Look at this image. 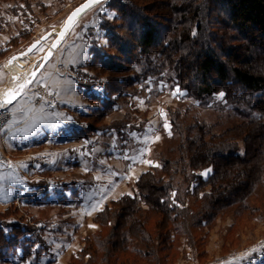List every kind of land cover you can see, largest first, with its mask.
<instances>
[{
  "label": "trees",
  "instance_id": "obj_1",
  "mask_svg": "<svg viewBox=\"0 0 264 264\" xmlns=\"http://www.w3.org/2000/svg\"><path fill=\"white\" fill-rule=\"evenodd\" d=\"M109 1L116 16L99 24L108 43L93 45L89 63L108 73L106 95L90 94L101 107L92 110L91 121L75 138L105 128H133L126 126L127 117L95 122L116 103L112 95L118 97L136 79L170 73L187 100L168 109L167 141L175 145L165 154L157 152L158 166L138 175L131 194L94 214L99 228L69 264H160L158 253L172 247L175 235L192 241L191 229L232 206L240 213L255 211L250 199L258 188L264 191V0ZM7 53L1 49L0 57ZM218 91L226 102L243 104L256 115L214 131L191 111L196 101ZM205 168L211 171L204 178L195 172ZM5 223L10 228L0 226V257L17 246L24 258L46 250L33 226Z\"/></svg>",
  "mask_w": 264,
  "mask_h": 264
},
{
  "label": "rangeland",
  "instance_id": "obj_2",
  "mask_svg": "<svg viewBox=\"0 0 264 264\" xmlns=\"http://www.w3.org/2000/svg\"><path fill=\"white\" fill-rule=\"evenodd\" d=\"M80 1L82 0H0V30L6 34L5 39L0 40V50L8 49V53L0 57V65H5L8 56L24 48L43 32L57 27L68 12ZM109 4V0L98 3L81 16L80 23L76 26V28L78 26L82 28L89 44L90 56L94 44L107 46V33L99 27V24L102 20H112L116 16L115 10L111 9ZM95 20L96 26H91L90 24ZM51 38L52 36L43 41L28 56V62L23 64V69L19 72H24L32 66L37 56L47 47ZM70 38L68 37L67 40L71 41L72 38ZM65 44L63 49L61 47L59 51L62 54L67 52ZM110 52L115 56L116 53ZM89 63L90 57L84 66L85 70L79 67L75 69L80 91L90 101L88 111L79 114L81 126L91 121L88 115L93 109L101 107V100L89 99L90 94L92 96L98 95L100 98L106 95L103 85L108 73L102 71L98 64L89 66ZM10 74L11 71L6 85H10L12 82ZM170 76V73H162L134 80L122 91L123 93L119 95L121 97H117L116 94L112 95L116 103L112 105V109L106 112L102 119L95 122V124H109L112 121H120L127 117L126 126L129 124L134 126L133 128H138L144 125L143 118L147 114L146 110L153 115L165 114L169 123V132L168 135L162 136L160 142L152 148V160L156 163L154 167L159 164L158 159H156L157 152L163 151L165 154L170 146L175 145L174 140L167 141L171 134L168 109L185 104L187 100L186 90L180 88L174 80H171ZM90 89L94 90L89 91ZM221 93L223 92L218 91L202 101H196V107L191 111L194 114L197 113L208 123L213 124L214 131H219L241 121L245 115H256L255 112L248 111L243 104L226 102L224 93L222 96ZM8 118L9 111L0 109V226H3L7 231L10 227L5 222L17 221L27 226H33L35 231L42 236L46 250L42 253L43 255H39L40 257L32 253L31 256L24 258L23 248L17 246L8 253H2L0 264H69L70 258L77 255L85 245L86 238L99 228L98 224L93 221V216L99 209L93 215H88L82 220L78 216L74 218V214L63 217V208L72 206L73 208L70 209L76 211L79 202L76 197L78 189L76 182L79 179L84 180L83 184L86 187L88 184L94 183L92 179L94 172L97 176L109 177V169L122 171L117 166L118 164L126 166L124 161H120V159L124 160L123 156L125 155L123 145L126 146L128 143L131 149L132 137L131 140H128L130 135L123 132L121 134L128 137L122 138L116 131H110L107 128H105L106 130L101 129L102 132H98L95 137L93 135L92 139L82 145L86 152L85 158H83L86 162L83 170L86 169V172L83 174L81 168H78L80 164L75 165L77 163L71 162L73 155H77V153L73 154V151L58 152L56 159L51 160L50 152L54 148L47 147V144L46 146L45 144L39 146L40 142L38 145L35 140L23 144L16 140L22 146L20 148H25L19 152H16L14 147L6 145L3 134ZM123 140H127V143L121 145L120 142ZM41 142L43 143V141ZM76 147L79 149L78 145ZM208 169L210 168L195 172L204 178L209 172L206 175L202 173ZM79 170L81 173L78 172ZM135 180L129 183L131 193ZM31 192L36 197L32 198ZM72 193L75 194V197L70 201L69 196H72ZM42 194L43 198L40 196ZM187 198L188 205H191L193 196L190 195ZM250 200L251 206L256 208L255 211L249 209V211L240 213L239 209L233 206L224 209L216 215L213 221L191 229L192 241L185 236L175 235L172 247L158 253L162 258L160 264H204L209 262L219 264L218 262L222 260L233 259L235 254L244 257V260L240 261L241 263L237 261L240 264H260L264 261V191L258 188ZM57 201L58 203H56ZM62 204L65 207L61 208ZM58 205L60 206L57 207ZM92 208L87 207L88 214ZM69 212L67 210V213ZM63 219H69L66 226L70 225V227L79 226L81 223L83 230L75 231L73 235H65L64 233L67 231L62 228ZM51 221L52 229H48ZM78 228L80 229V227ZM47 230L54 231V235L48 233ZM25 236L33 238L29 232L25 233ZM45 241L46 243L52 241L54 245L50 247ZM190 242H193L191 245L194 249L191 248ZM83 259L85 260L86 256Z\"/></svg>",
  "mask_w": 264,
  "mask_h": 264
},
{
  "label": "crops",
  "instance_id": "obj_3",
  "mask_svg": "<svg viewBox=\"0 0 264 264\" xmlns=\"http://www.w3.org/2000/svg\"><path fill=\"white\" fill-rule=\"evenodd\" d=\"M79 21L80 20L76 22L67 34L62 42L63 44H60L51 58L37 73L35 82L25 90L26 94L18 97L17 100L13 102V105L8 106L9 118L6 122L7 126L4 129L3 139L6 145L14 147L16 152L25 149L20 148L22 146L18 143L19 141L23 144H27L30 140H35L38 145L40 142L39 146L43 144L46 146L47 144V147L54 148V150L50 152L52 155L51 160L56 159V154L58 152H64L65 150H67V152L73 151L74 153H72H77V155H73L71 162L77 163L75 165L80 164L78 168H81V171L84 174L86 169L83 170V166H86V162H84L83 158H85L86 152L84 147L82 148V145L92 139L91 137L93 135L95 137L98 132H102L103 129L101 131L96 130L89 136L83 135L79 139H76L74 136L75 133L81 129L79 114L87 112L90 105V101L87 99L88 97L84 96L80 91L75 74V69L78 67L85 70L84 66H86L90 57L89 44L85 39L82 28L80 26L76 28L80 23ZM95 23L96 20L90 25L96 26ZM5 35L6 34L0 30V40L3 41ZM68 37H71L72 40H67ZM64 44L67 47L66 54L59 52L61 47L63 49ZM58 52L59 54H57ZM22 61L23 64H26L28 62V57L23 58ZM9 73V69L1 64L0 91L3 90L5 86H8L6 83H8L7 78H9ZM145 89L148 90L147 88ZM91 90L93 91L94 89H90L89 91ZM146 111L147 114L143 118V126H139L138 128L124 127L119 130H115V128H107V130L116 131V133L122 138L128 137L127 135L123 136L121 134L123 132L130 135L128 140H131L132 137L133 145L131 149L127 140L120 142L121 145L127 143L126 146L123 145L125 147V155L123 156L124 160L120 159V161L126 163V166H120L118 164L117 167L121 168L122 171H119L118 169H109V177H100L94 172L92 177L94 183L88 184L86 187L83 184L84 180L82 181L79 179L76 182V186H78L76 197L79 199L76 211L70 209L73 208L72 206L69 208V206L65 207L64 204H62L61 208L65 207L62 212L63 217L74 214V218L78 216V218L85 219L87 218L86 216L93 215L111 199L124 193L130 194L131 189L129 183L135 180L141 172L151 169L156 165L155 161L152 160V148L155 144L160 142L162 136L168 135L169 123L168 120H166L165 114L159 113L153 115L150 114V111ZM165 124L168 125L167 128L164 127ZM16 140L18 142H16ZM41 141H43V143ZM77 145L79 149H77ZM146 161H150L151 163H146ZM78 172H80V170ZM31 194L32 198L36 197L33 192H31ZM40 196L43 198V194ZM69 197L71 201L72 198L75 197V194L72 193V196ZM56 203H58V201ZM59 206L60 205L57 207ZM87 207H93L89 214L87 213ZM66 209L70 212L67 213ZM67 221H69V219H63V223L61 222L62 228L67 231L64 233L65 235H73L75 231L83 230L81 223L79 226L74 225L70 227V225L66 226ZM46 225H48V223H46ZM78 227H80V229ZM49 228L52 229V221L51 225H48V229ZM47 232L54 235V231L47 230ZM46 244H49L51 247L54 245V242L47 241ZM233 257L234 258L231 260H222L218 263L240 264V261L244 260V257H241V255L235 254ZM204 264L217 263L209 262Z\"/></svg>",
  "mask_w": 264,
  "mask_h": 264
},
{
  "label": "water",
  "instance_id": "obj_4",
  "mask_svg": "<svg viewBox=\"0 0 264 264\" xmlns=\"http://www.w3.org/2000/svg\"><path fill=\"white\" fill-rule=\"evenodd\" d=\"M104 0H98L97 3H94L89 9L97 5L98 3L102 2ZM88 0H82L78 4H76L65 16L63 21L55 28H50L43 32L41 35H39L36 39L32 40L28 45H26L24 48H22L19 51H16L12 53L10 56L5 61V66L7 67L8 65L12 64L14 61L17 60H22L23 58L28 57L43 41L46 39L51 38L50 42L48 43L47 47L44 49V51L37 56V58L34 60L32 66L24 71V72H19L16 71L14 73L10 74V77L12 79V82L10 85L5 86V88L0 92V100H3L5 98V94L10 90V89H15L20 83H24L26 80H32L33 76L32 73H38L41 68L45 65V63L51 58L53 55L54 51L60 46V44L64 41L66 38L67 34L70 32L72 27L76 24V22L79 20V18L89 9L85 10L81 14H79L77 17L74 18V21L71 24H67L68 22V17L71 15L73 11H75L76 8L80 7L81 5L87 3ZM67 24V26H66ZM64 32V36L61 37L60 33ZM46 37V39H42ZM37 41H39V44L37 45L36 48H32V45L35 44ZM53 43H56V47L52 48ZM30 48L32 50H30ZM49 51H51V55H49V58L47 61L43 59L45 55L49 54Z\"/></svg>",
  "mask_w": 264,
  "mask_h": 264
},
{
  "label": "snow or ice",
  "instance_id": "obj_5",
  "mask_svg": "<svg viewBox=\"0 0 264 264\" xmlns=\"http://www.w3.org/2000/svg\"><path fill=\"white\" fill-rule=\"evenodd\" d=\"M98 0H88L87 3L81 5L80 7L76 8L75 11H73L71 13V15L68 17V22L67 24H71L74 21V18L77 17L79 14H81L82 12H84L85 10L89 9L94 3H97ZM66 24V26H67ZM60 36L63 37L64 36V32L60 33ZM42 39H46V37L42 38ZM39 44V41H37L35 44L32 45V48H36L37 45ZM57 45L56 43H53L52 48H55ZM30 50H32L30 48ZM49 55H51V51H49L48 55H45L43 57V59L45 61L48 60ZM37 73H32L33 79L32 80H26L24 83H20L15 89H10L6 94H5V98L3 100H0V109H5L8 110V106L13 105V102L17 100L18 97L25 95L26 94V89L35 82V78H36ZM221 96L223 95V93L220 94ZM71 119V118H69ZM165 128L168 127L167 124L164 125ZM146 163H151L150 161H146ZM211 169L206 170L205 173L202 174H207L208 172H210ZM175 195V194H173Z\"/></svg>",
  "mask_w": 264,
  "mask_h": 264
},
{
  "label": "bare ground",
  "instance_id": "obj_6",
  "mask_svg": "<svg viewBox=\"0 0 264 264\" xmlns=\"http://www.w3.org/2000/svg\"><path fill=\"white\" fill-rule=\"evenodd\" d=\"M8 68L10 69L11 73H14L16 71H20L23 69V62L21 59L14 61L12 64L8 65Z\"/></svg>",
  "mask_w": 264,
  "mask_h": 264
}]
</instances>
